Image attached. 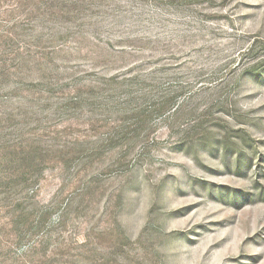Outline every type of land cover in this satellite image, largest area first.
<instances>
[{
  "label": "rangeland",
  "instance_id": "374dc122",
  "mask_svg": "<svg viewBox=\"0 0 264 264\" xmlns=\"http://www.w3.org/2000/svg\"><path fill=\"white\" fill-rule=\"evenodd\" d=\"M0 264H264V0H0Z\"/></svg>",
  "mask_w": 264,
  "mask_h": 264
}]
</instances>
